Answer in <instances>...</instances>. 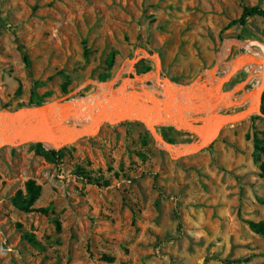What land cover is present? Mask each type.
Wrapping results in <instances>:
<instances>
[{
	"label": "rangeland",
	"instance_id": "rangeland-1",
	"mask_svg": "<svg viewBox=\"0 0 264 264\" xmlns=\"http://www.w3.org/2000/svg\"><path fill=\"white\" fill-rule=\"evenodd\" d=\"M245 5L264 0H0V110L87 97L127 77L162 91L156 72L215 87L212 70L239 98L261 69L243 62L229 74L234 62L264 55V16L227 28ZM143 50L151 56L130 70ZM253 116L175 158L137 120L103 123L59 160L41 143L3 147L0 264H264V237L246 222L264 218L261 106ZM157 132L175 146L194 139L168 125ZM28 179L47 215L12 204Z\"/></svg>",
	"mask_w": 264,
	"mask_h": 264
},
{
	"label": "water",
	"instance_id": "water-1",
	"mask_svg": "<svg viewBox=\"0 0 264 264\" xmlns=\"http://www.w3.org/2000/svg\"><path fill=\"white\" fill-rule=\"evenodd\" d=\"M149 56L151 55L145 50L135 55L130 60L131 69L138 60ZM244 57L253 56L241 55L235 60ZM244 61L250 62L247 59ZM156 70L160 72V67L157 69V65ZM259 77V82L255 87L243 93L239 98H232L233 104L230 105H226L220 98L221 95L227 96L229 92L221 91L217 94L214 87L205 85V81L201 80L176 84L178 88L170 94L165 89L159 91L160 88L151 93L149 86L132 85L127 88L129 86L125 85L122 80L119 86L112 87L113 94L106 96L103 101L95 105L73 98L0 110V149L29 143H41L50 146V149H61L84 136L95 134L97 127L103 123L137 120L144 123L157 142L168 145L172 144L157 132L158 126L168 125L177 129H185L194 136L191 142L185 144L190 146L187 152L179 155L166 151L174 158L195 153L207 148L223 127L241 122L259 111L264 91V58L261 62ZM163 79L171 83L168 78L163 77ZM193 83L199 85L202 83L201 89L204 92L202 94L188 93L187 86ZM259 90V104L256 107L249 97ZM181 97L186 98V105L176 101ZM208 102L210 105L206 106ZM220 106L222 109H219ZM173 109L176 110L175 113ZM184 110L189 111L188 118L183 115ZM88 114H91L88 123L81 122L79 125L71 123L72 120H83ZM217 128L218 134L216 135ZM211 129L214 130L209 133ZM211 136L214 138L211 139ZM181 145L184 144L176 146ZM185 150L183 148V152Z\"/></svg>",
	"mask_w": 264,
	"mask_h": 264
},
{
	"label": "trees",
	"instance_id": "trees-1",
	"mask_svg": "<svg viewBox=\"0 0 264 264\" xmlns=\"http://www.w3.org/2000/svg\"><path fill=\"white\" fill-rule=\"evenodd\" d=\"M253 16H264V7H260L257 5H245L243 6L242 12L240 16L234 20H232L230 23H228L227 28H230L235 25H241L244 26L246 24V21L248 18L253 17ZM25 61H27V57L25 56ZM34 102L30 99L28 105L33 104ZM41 102H36V104H40ZM262 111H264V91L262 94V105H261ZM252 118L254 116L252 115ZM37 146H41L40 143H37ZM256 149L259 150L260 153L264 151L263 147H258V145L255 146ZM65 147L55 150H45L44 154L47 157H50L53 160H59L62 155H63V150ZM256 159H259V156H256ZM105 184H107V181H104ZM41 193V185L38 184L34 179H28L25 182V187L24 190H17L15 194L12 197V204L18 208L21 211L24 212H38L44 215H47L49 213V208L48 207H43L39 206L36 207L34 204L36 200L39 198ZM259 201L264 205V198H259ZM178 218V215H176ZM247 224L251 231H253L256 234L261 235L264 237V218L260 220H250L248 219ZM57 227L59 228V223L55 222ZM180 226V222H179ZM264 254V252H263ZM107 260H112V257L106 256L105 257ZM239 261V259H233V260H225L224 262L227 264H235Z\"/></svg>",
	"mask_w": 264,
	"mask_h": 264
},
{
	"label": "bare ground",
	"instance_id": "bare-ground-1",
	"mask_svg": "<svg viewBox=\"0 0 264 264\" xmlns=\"http://www.w3.org/2000/svg\"><path fill=\"white\" fill-rule=\"evenodd\" d=\"M264 58V55L262 53H259V55L257 57H253V58H249L248 60H250V62L248 61V63H256L257 66L260 67L261 69V62H262V59ZM243 62H246L244 60H240V61H236L234 62V66L233 68L229 71V74L230 73H233L234 69L238 68L241 64L244 65ZM247 63V62H246ZM160 64V62H159ZM160 66V65H159ZM242 66V65H241ZM253 69V68H252ZM132 70V69H130ZM230 76V75H229ZM228 76V77H229ZM208 80L212 83L214 80H217V84L216 86H212L211 84H207L204 82L205 85H211L212 87H214V90L216 91L217 94H219L221 91V86L223 84V77L220 79L218 77H216L214 75V72L211 70V71H208ZM154 78H156L158 80V82L161 84V87H162V90L165 89L169 94L170 93H173L172 91L173 90H176L178 87L177 85L173 84V83H169V82H166L165 79H163V77H161L157 72L154 74ZM124 84L129 86L127 88H130V86L134 85L127 77V79L124 80ZM202 83L201 85L197 84V83H193L191 86H187V90H188V93H199V94H202L204 91L201 89L202 88ZM144 87V86H143ZM197 89V90H195ZM150 92L151 93H154L155 90L152 89V88H149ZM115 92V90H114ZM219 92V93H218ZM184 93V92H183ZM110 94H113L112 92V83H103L101 84V90L100 92H97L96 94H93V95H89L87 97H83V98H78L76 100H81L83 102H88L89 104H92V105H95L101 101H103L106 96L110 95ZM175 94H176V91H175ZM259 95H260V90L258 92H254L250 97V101L252 103H254L256 105V107L258 106L259 104ZM221 98V101H223L226 105H230V104H233V99H232V96L231 94H228L227 96H224V95H221L220 96ZM176 101L178 102H181L182 104L186 105V98L185 97H181L180 99H176ZM210 103H206V106H209ZM222 108V106L219 107V109ZM176 110L173 109V113H175ZM183 115L185 117H189L190 116V113L188 110H184L183 111ZM86 120V122L88 123L91 119V114H88L86 118H83ZM133 121H136V120H133ZM85 122V123H86ZM100 126L97 127V130L99 129ZM219 128V127H218ZM218 128L216 129V132L215 134L217 135L218 134ZM214 130V129H213ZM212 129L209 131L212 132L213 131ZM210 138V137H209ZM214 138V136H211V139ZM162 143V146L168 150L169 152H171L172 154H183V153H186L187 152V148H189L190 146H186V145H181V146H175V145H168L166 143ZM50 147V146H48ZM183 148H185V152H183Z\"/></svg>",
	"mask_w": 264,
	"mask_h": 264
}]
</instances>
